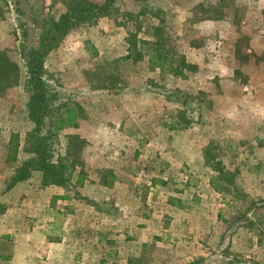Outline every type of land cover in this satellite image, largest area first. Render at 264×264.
<instances>
[{
    "label": "rangeland",
    "instance_id": "obj_1",
    "mask_svg": "<svg viewBox=\"0 0 264 264\" xmlns=\"http://www.w3.org/2000/svg\"><path fill=\"white\" fill-rule=\"evenodd\" d=\"M19 1L21 15L0 0V52L19 70L0 86V247L14 210L28 233L67 240L63 264H264V0H119L70 31L45 69L63 106L51 123L69 121L58 153L72 182L44 187L35 174L6 192L32 157L21 48L37 44L47 19L105 0ZM155 27L185 59L179 76L126 59L129 35L156 41ZM182 116L191 125L170 130ZM218 163L233 180L224 192ZM29 252L18 256L55 264Z\"/></svg>",
    "mask_w": 264,
    "mask_h": 264
},
{
    "label": "trees",
    "instance_id": "obj_2",
    "mask_svg": "<svg viewBox=\"0 0 264 264\" xmlns=\"http://www.w3.org/2000/svg\"><path fill=\"white\" fill-rule=\"evenodd\" d=\"M118 1L105 0L104 2L87 1L77 3L59 18H49L44 22L36 45L29 48H21V57L25 62L26 68L27 117L33 125V129L26 136L25 152L32 155V157L25 160L16 169L6 187V192L11 191L19 184L30 181L35 174L41 175V182L44 187L70 186L72 170L69 171L70 169L65 162L66 158H60L58 153V132L64 129L69 121L61 119L58 123H51L55 114L62 111L63 106L59 105L57 107L56 102L59 98L50 93L45 69L46 59L70 31L83 26L94 25L100 17L110 16L115 13ZM12 2L18 15H21L22 12L19 9L20 1L12 0ZM156 11L161 13L160 10ZM142 13L134 18L138 19ZM154 30L156 32L154 35L156 41L138 39L137 33L129 35L127 42L130 46V53L126 59L136 61L147 57L150 70L159 69L163 73L167 72L174 76H179L186 65L184 57L174 59L177 55L169 41L165 40L163 28L155 27ZM23 37L25 39L28 37L27 32L23 34ZM18 74L17 64L6 53L0 52V86L5 81L10 82L8 80L9 77L17 80ZM110 76L113 80H118L119 78L118 72H113ZM185 98L188 97L185 96ZM66 113L69 118L73 110L70 109ZM182 117L181 120L175 122L173 127H170V130L178 131L191 125V121H188L185 116ZM75 145H77V142H69L67 157L71 155ZM19 148L20 145L16 143L10 150L17 151ZM209 160L213 159L208 158ZM216 170L219 171L220 175L213 180L214 184L219 183L218 189L224 192L226 190L225 183L230 184L233 181L232 177L229 173L224 172L220 163L216 165ZM95 207L98 208V205L95 204ZM5 212L6 206L0 201V216ZM200 264H203L202 261Z\"/></svg>",
    "mask_w": 264,
    "mask_h": 264
},
{
    "label": "crops",
    "instance_id": "obj_3",
    "mask_svg": "<svg viewBox=\"0 0 264 264\" xmlns=\"http://www.w3.org/2000/svg\"><path fill=\"white\" fill-rule=\"evenodd\" d=\"M22 207L27 204H21ZM18 212L14 213V210L10 211L7 215L8 220H12L10 223H6L7 228H11L10 231L4 234H10L4 236L7 243L0 247V264H32V259L29 256L20 259L22 256H18L21 252L30 251L29 253H35L34 256L45 258L49 261H53L55 264H63L68 261V253L73 252L71 246L65 238L52 239L49 235L43 234H31L28 233L17 216ZM22 220L26 218L21 216Z\"/></svg>",
    "mask_w": 264,
    "mask_h": 264
}]
</instances>
